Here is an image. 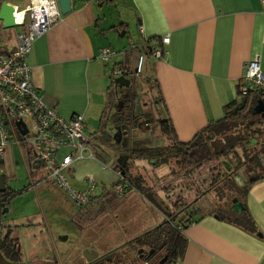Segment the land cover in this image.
Wrapping results in <instances>:
<instances>
[{
	"label": "crops",
	"instance_id": "0c3cea01",
	"mask_svg": "<svg viewBox=\"0 0 264 264\" xmlns=\"http://www.w3.org/2000/svg\"><path fill=\"white\" fill-rule=\"evenodd\" d=\"M12 1L0 0V4L17 7ZM163 36L168 37L166 45L161 43ZM14 45L13 37L0 42V52ZM149 47L161 50L160 57L150 55ZM102 48L119 54L102 62L97 57ZM256 55L264 76L261 0H107L101 4L71 0L70 11L60 14L35 39L25 61L43 102L66 120L80 114L85 133L84 122L95 128L103 111L115 103L112 69L122 68L126 78L141 75L153 95L158 91L157 105L168 119L174 140L186 143L222 118L223 107L241 99L237 87L243 64ZM139 57L142 63L136 74ZM259 156L264 166V152ZM0 162L4 189L12 194L9 199L21 194L34 203L48 200L52 204L46 192L47 184L54 185L24 149L9 142ZM89 162L95 171L96 161ZM72 171L73 165L68 173ZM148 200L156 203L151 195ZM239 202L248 215L247 228L217 217L215 206L204 204L181 231L182 253L170 264H264V177L248 185ZM63 214L50 212L43 217L34 211L8 219L0 216V238L6 233L13 238L15 257L11 259L38 264L57 253L56 242L63 243L57 237L67 236L59 230L65 221L69 223V215ZM20 230L23 239H32L25 252L18 244Z\"/></svg>",
	"mask_w": 264,
	"mask_h": 264
},
{
	"label": "rangeland",
	"instance_id": "374dc122",
	"mask_svg": "<svg viewBox=\"0 0 264 264\" xmlns=\"http://www.w3.org/2000/svg\"><path fill=\"white\" fill-rule=\"evenodd\" d=\"M12 2L20 10L28 4V0H13ZM26 22L27 20L25 23ZM24 29L25 27L3 28L0 22V42H5L6 40L11 39L16 33L23 32ZM140 76L137 75L135 78L131 76L129 78L131 82L130 89L133 88V104H135L142 114H152L153 112L155 114L157 112L158 117L160 116L162 118V109L158 105L154 104V100L152 99L153 94L149 89L148 83L146 84ZM114 98L115 103L103 111L100 120L101 122L97 124L98 126L92 129L91 125L89 126L87 122H84L87 127V132H84V134L90 139V147L92 148L96 161L94 162L96 170L94 171L93 166L88 167L87 164L92 162H81L74 164L73 171L67 174L69 183L74 184L76 187H82L80 181L84 175H93L98 182L95 195L99 196V198L97 197L91 200L87 207L77 208L50 183H46L48 188L46 194L49 201H52V204L51 202H48V200L47 202L45 200L44 202H37L35 200L34 203L29 197H25L21 194L16 195L10 198L6 206L3 208V210L6 209V212H3L2 218L3 216L5 219L18 217L22 213H32L34 211L38 212L43 217L48 216L50 212L54 215H62L64 213L63 215H69V223L67 224L65 221L59 230L63 234L71 236L77 226L82 227L88 223L87 221H80L78 217H81V215L85 213L88 215L90 214L91 216H98L99 211L102 210L101 213L105 216L101 219L103 229L111 230L112 234H114L113 230H117L118 233L122 231L129 232L130 238L150 230L160 222L170 220L173 212L176 210L174 207L170 208L169 206L172 205L173 201L175 202L178 198L180 199L179 201L177 200V202L187 204L189 200H193L196 194L205 191L204 194L187 206L188 210H191V207L197 209V207L199 208L204 206V204L208 207H213L214 205H224L231 195L240 198L241 195L234 187H232V185L207 187L206 184H204L198 188L199 190L196 194L194 192V189L197 184H199L200 180H209L212 176L216 175V172L220 171L219 162L221 159H213L197 167H192L189 174H187L188 169H179L181 166L180 163L178 164L177 160L173 158L160 163H157V161L156 163H152L153 160H136L134 163L129 164V172L132 176L141 177L144 183H146L148 187H151L147 193L151 195L157 204L150 202L146 193L137 192L135 189H129V182L128 187L125 189L124 194L121 197L114 195L112 185L117 180V175L115 174V171L112 170V167L114 166L113 154L110 150L107 151L104 147L98 145V142L100 141V132L104 131V129H108L110 126V120L112 116H114L115 109L118 106L115 105V95ZM146 120L150 119L146 118ZM149 123L150 126H152V122L149 121ZM150 129L151 131L148 135L143 133L138 136L140 139L138 141L144 143L145 146L147 144L148 146L157 145L159 147H163L165 144H169L171 142L170 134L163 135V139H161L157 129H154L153 127ZM260 139L264 140V135H262ZM138 145H141V143H138ZM1 172L2 167L0 169V175ZM41 172H43L42 169ZM235 183L240 188L243 186H240L236 181ZM178 188H180L181 191ZM186 189H188L187 193ZM159 190H163L162 193H159ZM158 194L159 198L157 197ZM181 194L183 199L181 197H177ZM29 199L30 202H28ZM58 209H61V211H58ZM82 219L83 218H81V220ZM22 234L23 231L20 230L17 239L22 251L25 252L29 250V245L32 243V239H23L21 237ZM126 236L127 235L125 234V236L122 237L125 238ZM56 245L58 251L66 247L63 243L59 244L56 242Z\"/></svg>",
	"mask_w": 264,
	"mask_h": 264
},
{
	"label": "built area",
	"instance_id": "2783aa9c",
	"mask_svg": "<svg viewBox=\"0 0 264 264\" xmlns=\"http://www.w3.org/2000/svg\"><path fill=\"white\" fill-rule=\"evenodd\" d=\"M87 1L101 4L107 0ZM13 8L19 27L25 29L14 35L13 49L0 52V157L9 142L19 150L24 149L31 160L42 167L45 178L75 207L83 208L97 196L95 190L98 182L93 175L86 174L80 181L82 187L75 188L67 178L72 165L95 161L90 139L83 132L82 116L74 114L66 120L48 107L40 92L33 86L31 66L25 61L35 39L59 20L57 0H28V4L21 10ZM261 9L264 15V0H261ZM161 43L166 45L168 37L163 36ZM161 52L155 49L152 56L159 58ZM118 54L119 52L110 48H102L97 57L106 62L108 58ZM141 63L142 58L139 57L136 74L140 72ZM121 75L125 76L122 68L112 69L111 79ZM262 90L264 76L259 68V57L256 55L243 64L237 92L238 96L243 98ZM17 121L21 122L24 134L19 133L15 125ZM112 170H115L114 167ZM115 174L117 180L112 185V191L114 195L121 197L128 187V181L119 171Z\"/></svg>",
	"mask_w": 264,
	"mask_h": 264
},
{
	"label": "trees",
	"instance_id": "16d2710c",
	"mask_svg": "<svg viewBox=\"0 0 264 264\" xmlns=\"http://www.w3.org/2000/svg\"><path fill=\"white\" fill-rule=\"evenodd\" d=\"M147 50L149 54L152 55L155 48L149 47ZM154 87L156 88V84ZM149 89L152 90V87L149 86ZM152 99L155 105L158 104L159 100L161 101L158 91L154 93ZM258 101L264 103V90L252 92L246 97L241 98L238 102L230 103L223 107L222 118L207 124L203 130L196 133L193 138L186 143H178L174 140L173 131L171 126L168 125L167 118L158 117L157 112L155 114L153 112L152 114L142 115V112L131 102L134 108L133 115L135 120L142 115V117L150 119L149 121L152 122L153 128L158 130L159 135L170 134L171 136V142L163 147H142V145L137 147V144V146L131 150V154L142 161L164 160V158L159 159L160 156H171L177 160L178 164L180 163L181 166L179 169H188L187 174H189L192 167H197L213 159L224 160L229 157V160L226 161L228 166L226 164L224 165L220 160V171L216 172V175L212 176L209 180H200L194 192L196 194L199 190L198 188L204 184H206L207 187L232 185L241 195L240 198L231 195L224 205H214L215 214L219 218H229L234 224L247 228V212L243 207L240 212H233L231 208V199L236 198L239 201V199L243 197L248 185L264 177V166L259 156L264 152V140L260 139V137L264 135V126L262 124L263 117L259 113H252ZM226 167H229V170H227ZM238 173H241L246 179L245 184L241 188L238 187L234 181V177L238 176ZM122 175L129 182V189H135L137 192H143L146 193V196H149L147 192H149L151 187H148L141 177L132 176L130 172L129 179L126 177L125 173ZM204 193L205 191L195 196L198 198ZM6 196L8 198H5ZM11 196L12 194L7 193L5 190L3 193H0L1 217L3 215V208L6 206ZM97 197L99 198V196ZM191 203L192 201L189 200L187 204H181L186 206L184 207L186 215L182 217V219L175 222H171V220L163 221L161 224L147 230L143 234V237L149 239L150 244H161L165 247L167 260L164 264L176 260L182 253L184 239L181 235V231L189 223L190 219H192V214L198 210V207L197 209L191 207V210H188L187 206ZM176 207H178V205H176ZM13 244V238L9 236V233H6L0 238V253L3 252L2 254L4 256L14 258L15 253Z\"/></svg>",
	"mask_w": 264,
	"mask_h": 264
},
{
	"label": "flooded vegetation",
	"instance_id": "af4514ba",
	"mask_svg": "<svg viewBox=\"0 0 264 264\" xmlns=\"http://www.w3.org/2000/svg\"><path fill=\"white\" fill-rule=\"evenodd\" d=\"M130 86L131 82L127 88L116 89L115 105L118 106L110 120V126L106 129L110 133V141L103 142L100 140L98 142V145H101L107 151L110 150L113 154L114 169L121 174L125 173L128 179L129 164L140 160L131 154V150L138 143H141L142 147L145 146L144 143L138 141L140 140L138 136L143 133L148 135L151 131L150 128L153 127L150 126L149 120L142 117L143 114L136 120L134 119V108L131 105L133 88L130 89ZM163 158L164 160L151 161L152 163H156V161L160 163L172 159L171 156L165 157V155L160 156L159 159ZM178 189L180 190V188ZM177 197L182 198V194ZM196 199L195 196L190 201L193 202ZM181 204L183 203H174L173 201L172 206L176 211L173 212L171 222L178 221L186 215L184 209L186 206ZM101 211H99L98 216L85 213L78 217L80 221H87L88 223L82 227L77 226L71 236L57 237L58 241H63L66 247L60 249L57 253L55 252V254L53 253L52 257H47V260L38 264H159L163 258L165 260L161 264L165 263L167 260L165 247L161 244H150L149 239L143 237L146 231L129 238V232L122 231L118 233L117 230H113L114 234H112L111 230H104L101 219L105 216ZM81 218L83 219L81 220ZM125 234L127 236L123 238L122 236H125ZM4 257L10 261V264H19L7 256ZM0 264L3 263L0 262Z\"/></svg>",
	"mask_w": 264,
	"mask_h": 264
},
{
	"label": "water",
	"instance_id": "95a60500",
	"mask_svg": "<svg viewBox=\"0 0 264 264\" xmlns=\"http://www.w3.org/2000/svg\"><path fill=\"white\" fill-rule=\"evenodd\" d=\"M59 13L61 15L67 14L70 11L71 7V0H57ZM14 8L13 6L2 2L0 4V22L3 28H13V27H19V23L17 21L16 16H14ZM114 95L116 96V89L117 88H127L130 84L129 78H126L124 75L118 76L116 78H113L111 80ZM252 113L258 114L260 113L262 118V124L264 126V103L261 101H258L255 107L252 110ZM15 125L19 129L20 134H24V129L20 121H17ZM115 129V128H114ZM100 140L103 142H109L110 141V133L104 129V131L100 132ZM225 164V163H224ZM227 165V163H226ZM228 166V165H227ZM227 170H229V167H226ZM235 181L242 186L245 182V177L243 175H238L234 177ZM4 181L2 176L0 175V193H3L4 191ZM231 208L233 212L238 213L242 210L241 203L236 199L233 198L231 200ZM3 212H6V209L3 210ZM165 259L163 258L159 264H161ZM0 262L3 264H10L9 260H6L4 255L0 253Z\"/></svg>",
	"mask_w": 264,
	"mask_h": 264
},
{
	"label": "bare ground",
	"instance_id": "6f19581e",
	"mask_svg": "<svg viewBox=\"0 0 264 264\" xmlns=\"http://www.w3.org/2000/svg\"><path fill=\"white\" fill-rule=\"evenodd\" d=\"M19 16V15H18Z\"/></svg>",
	"mask_w": 264,
	"mask_h": 264
}]
</instances>
